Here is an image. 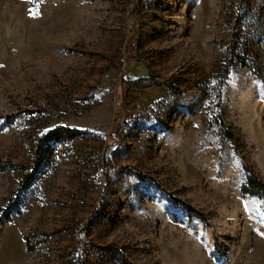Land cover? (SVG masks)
Masks as SVG:
<instances>
[{
  "label": "rangeland",
  "instance_id": "obj_1",
  "mask_svg": "<svg viewBox=\"0 0 264 264\" xmlns=\"http://www.w3.org/2000/svg\"><path fill=\"white\" fill-rule=\"evenodd\" d=\"M251 177L264 0H0V264H264Z\"/></svg>",
  "mask_w": 264,
  "mask_h": 264
},
{
  "label": "trees",
  "instance_id": "obj_2",
  "mask_svg": "<svg viewBox=\"0 0 264 264\" xmlns=\"http://www.w3.org/2000/svg\"><path fill=\"white\" fill-rule=\"evenodd\" d=\"M55 133L56 134L67 133L69 135L74 136V135L78 134V131L77 130H71L68 128H62L60 131H57ZM52 135H55V134H52ZM39 159H41V158H39ZM33 178H34V175H31L27 179H25L26 185H29L31 183V181L34 180ZM248 184H250L249 185L250 188H248V187L244 188L245 193L264 198V183L261 180L255 178V177H251L248 181ZM10 212H11V209L9 208V210L6 211V214L4 216L6 220H10V218H11Z\"/></svg>",
  "mask_w": 264,
  "mask_h": 264
}]
</instances>
